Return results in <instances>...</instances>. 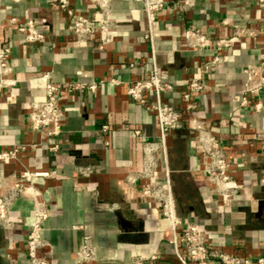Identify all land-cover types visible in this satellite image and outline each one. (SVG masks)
I'll use <instances>...</instances> for the list:
<instances>
[{"label":"crops","instance_id":"0c3cea01","mask_svg":"<svg viewBox=\"0 0 264 264\" xmlns=\"http://www.w3.org/2000/svg\"><path fill=\"white\" fill-rule=\"evenodd\" d=\"M50 1L0 0V38L11 49L10 78L16 81L13 87L0 89V153L25 147L15 160L0 162V185L6 181L10 186L24 169L53 173L33 180L47 206L42 237L53 251L50 264H77L76 253L86 237L96 260L85 264H132L136 259L140 264H180L182 251L171 243L173 231L159 207L124 184L128 174L140 170L142 153L123 125L153 138L159 134L157 121L126 99L124 87L107 82L134 80L154 66L174 85L162 99L171 108L178 107L191 78L207 84L208 90L194 99L195 117L215 126L240 185L230 205L222 206L202 171L205 159L184 117L181 128L166 138V155L157 157L158 179L161 184L168 181L177 215L205 230L215 247L264 258V151L255 141L256 134L264 135V89L251 99V104L261 103L260 112L238 103L244 68L264 65V14L256 0H192L183 12L169 9L174 0H165L168 8L152 27V47L144 39L148 27L138 0H112L113 42L102 46L92 41L83 47L77 45L65 13L51 8ZM70 3L77 11L88 12L80 0ZM13 17L34 20L46 39L24 44L9 25ZM224 20L248 27L256 37L235 45L221 66L201 74L200 65L213 53L188 49L182 33L192 29L225 37L231 26L222 24ZM128 63L136 66L129 69ZM44 72H50L57 85L104 84L93 95L64 93L60 132L42 138L30 128L27 114L44 98V83L37 79ZM103 126L108 130L102 131ZM32 205L30 198L15 201L9 226L0 225V264H29L25 241Z\"/></svg>","mask_w":264,"mask_h":264},{"label":"built area","instance_id":"2783aa9c","mask_svg":"<svg viewBox=\"0 0 264 264\" xmlns=\"http://www.w3.org/2000/svg\"><path fill=\"white\" fill-rule=\"evenodd\" d=\"M19 3L23 0H6ZM88 12L82 13L74 9L70 0H51L49 5L65 13L67 22L79 47L95 41L102 46L109 45L114 40L113 29L116 25L112 13V0H80ZM147 23V33L144 39L153 44L152 27L157 17L168 4L165 0H138ZM192 0H174L169 9L186 11L191 7ZM256 7L264 14V0H256ZM231 26V33L225 37H215L198 30L188 29L182 33V40L190 50L212 51L211 59L203 62L200 67L201 74L221 66L229 52L237 44L249 38H255L256 33L246 26L234 25L230 20L222 22ZM9 25L16 33L23 37L26 45L42 43L46 35L41 32L34 20L10 18ZM11 49L0 38V89L13 87L16 83L10 76L13 73V64L10 61ZM127 68L132 69L135 63H128ZM244 81L239 91V107L250 108L258 113L262 109L261 103L251 104V99L258 96L264 89V65L249 64L244 70ZM37 79L44 83V98L29 107L27 121L30 128L44 138L55 136L60 132V123L64 118L62 95L77 94L93 95L97 93L104 81H68L57 85L52 82L51 73H41ZM114 87H124L125 97L132 103L142 106L152 114L158 124L159 134L147 138L135 126L125 123L124 130L130 139L138 144L142 153L140 170L128 174L124 184L138 189L143 201L153 203L159 207L161 216L168 221L173 231L171 243L179 247L182 255L178 256L180 264H264V258L259 256L241 255L228 252L211 245L208 233L198 225L181 219L175 208L170 185L161 184L158 179V155H166V138L170 133L181 128L184 117L188 118V128L194 132L196 148L205 159L202 167L208 182L222 206H229L237 195L240 185L233 177V163L225 152L226 144L219 137L215 126L207 124L195 117L197 104L194 99L208 90L207 84L201 78H191L180 93V104L171 108L163 103V97L174 90V85L167 75L161 73L156 66L148 72L141 74L131 81L109 79L107 81ZM50 128L52 130H50ZM108 127L103 126L102 131ZM255 141L261 143L264 151V135H255ZM25 147H14L0 153V162L7 163L15 160ZM52 150H55L53 148ZM244 153L241 154L243 156ZM53 173L34 172L24 169L14 182L8 186L6 181L0 185V225L9 226V212L15 201L30 198L32 205V223L25 241V255L29 264H50L53 251L49 243L42 237L44 223L48 218L47 206L42 192L34 185L36 178H49ZM5 191H2L4 190ZM86 237L76 253L77 264H85L96 260L95 249L88 244ZM132 264H140L136 259Z\"/></svg>","mask_w":264,"mask_h":264}]
</instances>
